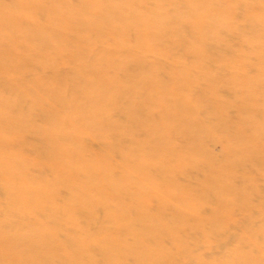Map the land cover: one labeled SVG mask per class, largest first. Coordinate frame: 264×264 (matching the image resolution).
I'll return each mask as SVG.
<instances>
[{"label":"bare ground","instance_id":"obj_1","mask_svg":"<svg viewBox=\"0 0 264 264\" xmlns=\"http://www.w3.org/2000/svg\"><path fill=\"white\" fill-rule=\"evenodd\" d=\"M0 264H264V0H0Z\"/></svg>","mask_w":264,"mask_h":264},{"label":"rangeland","instance_id":"obj_2","mask_svg":"<svg viewBox=\"0 0 264 264\" xmlns=\"http://www.w3.org/2000/svg\"><path fill=\"white\" fill-rule=\"evenodd\" d=\"M31 10H32V11L35 10V7H34L33 5L31 6ZM167 11H168V12H171V11H172V8H171V7H167ZM232 21H233V23H234L239 29H241L242 26L244 25L243 20H242V18H241L240 16H236ZM183 32L187 33V32H188V29H187L186 27H183ZM128 37H129V40L131 41V44H133V43H134V34H133V32L129 31V32H128ZM67 40H68L69 43H73L74 40H75V37H74L72 34H67ZM230 40H231V44H232L233 47H235V48H239L240 45L238 44V42H237L238 39H237L236 37H231ZM94 43H95V44H94V49H95L96 51H97V50H101V48L103 47V46H102V42H101L100 40H96V41H94ZM182 48H183V47H182ZM181 50H182V49H177V50H174L173 52H174V53H178V52L181 51ZM69 56H71V54H70ZM145 56H146V58L149 59V60H153V59H154V56H152L150 53L145 54ZM249 58H250L251 63L255 62V61H256V58H257L256 53H251V54L249 55ZM163 63H164V62H163ZM212 67H215V66H212ZM58 69L60 70V72H64V73L67 71V68L64 67L63 65H60ZM33 73H34L35 76L37 75L35 72H33ZM236 73H238L236 69H231V68H230V69H228L227 72L224 73V74H220V73H218V72H216L215 74H216L217 76L228 77V76L235 75ZM32 76H33V75H28V77H32ZM205 86H206V81H205V79L201 78V79L199 80V88L202 89V88H204ZM220 93L222 94L223 92L221 91ZM223 94H224V93H223ZM117 114H118V110L115 111L114 115L116 116ZM234 114H235L234 110L231 109V110L227 113V116H228L229 119H233V118H234ZM70 132H71V133H70V134H71V135H70V139H71L72 143H74L75 149H76L77 151L80 150V149H82L81 144L78 143V141H77L78 133L80 132L79 128H78V127H74L73 129H71ZM30 141L33 142V143H35L34 140H30ZM216 142H217V141H216ZM216 142L213 141V142L211 143L210 147H211V149H212L213 152H215V153H220V152H221V149H222V145H221V143H216ZM128 143H129V140H128V139H126V140L123 141V144H124V145H127ZM98 145H99V144H98ZM261 210H262V209H261ZM206 253H208V256H209V257H212V256H214V255H216V254L218 253V250H217L216 247H215V248L210 249L209 252H208V250H207ZM210 254H211V255H210Z\"/></svg>","mask_w":264,"mask_h":264}]
</instances>
